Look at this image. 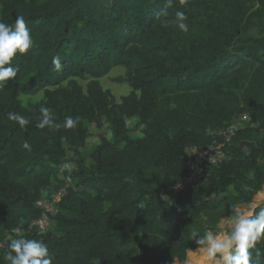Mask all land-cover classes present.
<instances>
[{
    "label": "trees",
    "instance_id": "trees-1",
    "mask_svg": "<svg viewBox=\"0 0 264 264\" xmlns=\"http://www.w3.org/2000/svg\"><path fill=\"white\" fill-rule=\"evenodd\" d=\"M17 16L34 44L17 53V76L0 87V240L40 216L41 194L67 184L48 231L22 235L43 241L52 264L184 262L205 246L196 240L262 190L264 0H0V22L13 25ZM116 66L131 88L119 102L99 82ZM247 68L235 92L229 85ZM84 75L85 88L76 80ZM39 92V101L19 99ZM42 107L53 124L39 128ZM9 113L29 123L21 128ZM241 114L249 122L225 146L228 158L194 188L174 189L186 173L185 148L211 142L209 130ZM66 117L77 125L63 127ZM133 118L138 136L128 128ZM101 121L110 137L86 161L89 125ZM250 251L251 264H264V239ZM8 253L0 249V264H10Z\"/></svg>",
    "mask_w": 264,
    "mask_h": 264
},
{
    "label": "clouds",
    "instance_id": "clouds-1",
    "mask_svg": "<svg viewBox=\"0 0 264 264\" xmlns=\"http://www.w3.org/2000/svg\"><path fill=\"white\" fill-rule=\"evenodd\" d=\"M187 0H179L184 5ZM171 3V0H169ZM176 20L180 30L187 31L186 16L182 11L176 12ZM34 41L30 29L26 27L23 16H17L13 25L0 22V87L5 86L10 78H16L18 68L13 66V59L19 54H25L33 47ZM52 64L56 71L62 68L61 59L55 56ZM42 118L37 126L44 128L53 124V117L48 108H41ZM9 119L24 128L29 120L18 113H9ZM78 118L66 117L63 127L74 128ZM26 149L30 146L25 142ZM68 168V165H64ZM18 238H9L7 246L10 251L6 260L10 264H52L53 257L49 253L47 245L36 239H28L22 235ZM264 239V208H260L257 214L252 212L236 211L235 221L230 234H213L207 231L196 240L197 245H207L204 249L206 259L214 264H251L252 252L259 241ZM14 253V254H13Z\"/></svg>",
    "mask_w": 264,
    "mask_h": 264
},
{
    "label": "built area",
    "instance_id": "built-area-1",
    "mask_svg": "<svg viewBox=\"0 0 264 264\" xmlns=\"http://www.w3.org/2000/svg\"><path fill=\"white\" fill-rule=\"evenodd\" d=\"M247 122H249V117L246 114H241L226 125L225 128L209 130L208 133L212 136V140L206 145L187 146L185 148L186 173L175 182L173 188L184 191L194 188L201 181L208 178L213 168L219 166L228 158L225 146L230 143L236 130L243 127ZM64 165L69 166L67 162H63L60 165V170L63 169ZM66 188L67 184L50 195L41 194L35 201V206L40 210V216L26 222L23 227L14 228L5 233L0 240V249L5 252L10 251L7 242L9 238H18L17 230L19 235L30 232H35L38 235L45 234L51 226V217L57 213V205L66 193Z\"/></svg>",
    "mask_w": 264,
    "mask_h": 264
},
{
    "label": "rangeland",
    "instance_id": "rangeland-1",
    "mask_svg": "<svg viewBox=\"0 0 264 264\" xmlns=\"http://www.w3.org/2000/svg\"><path fill=\"white\" fill-rule=\"evenodd\" d=\"M252 34H257V29L251 28ZM126 70L124 67L116 66L113 67L105 76L99 79L100 85L104 89H108L112 95L114 96L117 102L120 101L122 96L127 95L130 92V85L125 79ZM251 73V69L247 68L241 71V75L238 83H231L229 86L234 89L235 92H238L240 88H242V84L244 85L247 79V76ZM76 80L85 88L86 83L89 80V77L84 75L83 77L76 78ZM19 99L22 104H26L29 102H35L42 99V92L36 93L34 95H26L20 94ZM237 121V120H236ZM128 128L130 133L133 136H138L140 134L141 126L137 124V119L133 118L127 121ZM90 135L87 139V143L83 149H80V155L86 160H89V153L91 149L100 141L102 137L109 138L110 131L108 126L104 121L100 122V125L97 123H92L89 125ZM66 156L69 158H74L75 155L72 154L71 151L67 150ZM70 166H73V162L70 161ZM264 203V184L262 190L258 192L252 198V201L248 204H239L236 207V211L241 212H253V209L258 204ZM235 217H224L217 224V232L213 234H230L234 225ZM207 247L205 245L203 248H198L194 251H187L186 259L184 262H180L177 259H174L170 264H204L209 263L214 264L213 261H208L206 259V253L204 249Z\"/></svg>",
    "mask_w": 264,
    "mask_h": 264
},
{
    "label": "bare ground",
    "instance_id": "bare-ground-1",
    "mask_svg": "<svg viewBox=\"0 0 264 264\" xmlns=\"http://www.w3.org/2000/svg\"><path fill=\"white\" fill-rule=\"evenodd\" d=\"M204 264H211V262H209V263H204Z\"/></svg>",
    "mask_w": 264,
    "mask_h": 264
}]
</instances>
